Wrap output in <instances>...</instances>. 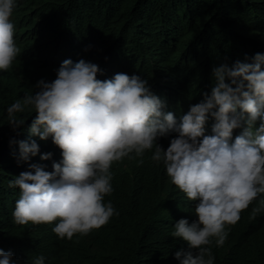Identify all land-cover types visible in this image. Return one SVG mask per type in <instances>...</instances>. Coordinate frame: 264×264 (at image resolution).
<instances>
[{"label":"trees","instance_id":"obj_1","mask_svg":"<svg viewBox=\"0 0 264 264\" xmlns=\"http://www.w3.org/2000/svg\"><path fill=\"white\" fill-rule=\"evenodd\" d=\"M16 5L10 19L21 53L10 70L0 71V249L11 251L16 264H34L39 256L44 264H180L175 253L191 249L171 233L180 219H197V202L170 182L163 162L151 159L154 150L113 164L114 191L105 203L111 201L119 215L89 235L61 240L52 231L55 223L15 224L20 190L9 182L21 172H34L33 164L52 171L62 154L51 137L30 135L34 110L18 113L27 120L13 131L6 109L38 91L39 80L53 81L64 60L83 59L99 67L100 80L117 73L147 80L165 102L163 110L179 121L185 101L200 102L210 94L214 66L251 62L256 53L264 54V0H16ZM208 121L205 135L215 122L211 116ZM242 130L235 129L233 139ZM176 135L158 143L166 150ZM33 139L39 153L20 160L19 144L10 141ZM49 152L51 159L40 158ZM262 202L264 194L228 226L223 246L213 239L214 264H264ZM254 208L261 209L255 216Z\"/></svg>","mask_w":264,"mask_h":264},{"label":"clouds","instance_id":"obj_2","mask_svg":"<svg viewBox=\"0 0 264 264\" xmlns=\"http://www.w3.org/2000/svg\"><path fill=\"white\" fill-rule=\"evenodd\" d=\"M16 6V0H0V71L10 70L21 53L10 19ZM262 66V53L251 62L214 66L210 94L204 93L178 121L171 111L163 110L165 102L140 76L117 73L100 80L96 64L64 60L53 81L39 80L34 86L38 91L25 93L6 109L13 131L27 120L17 114L34 110L30 135L40 140L51 137L62 154L52 171L33 164L34 172H21L9 182V187L20 190L12 213L15 224L55 223L52 231L61 240L89 235L119 215L111 201L105 203L114 191L113 164L154 150L151 159L163 162L170 182L197 202V219L174 224L171 236L191 249L177 251L175 258L180 264H214L213 239L216 246H223L228 226L238 223L241 213L264 194ZM209 116L215 122L212 134L205 135ZM258 119L261 123L255 127ZM241 128L233 139L234 130ZM172 133L177 135L165 150L158 140ZM10 143L19 144L23 161L40 151L34 139ZM51 157L49 152L40 158ZM260 210L254 208L253 216ZM44 261L39 256L34 264ZM0 264H16L13 253L0 249Z\"/></svg>","mask_w":264,"mask_h":264},{"label":"rangeland","instance_id":"obj_3","mask_svg":"<svg viewBox=\"0 0 264 264\" xmlns=\"http://www.w3.org/2000/svg\"><path fill=\"white\" fill-rule=\"evenodd\" d=\"M197 103H199V102H195L194 100H191V101H185V106H184V111H183V113H182V116L184 115V114H186L188 111H189V109H190V106L191 105H194V104H197ZM180 120V119H179ZM209 120V119H208ZM259 121V120H258ZM257 121V122H258ZM209 122V121H208ZM206 129L208 130V134L209 135H211L212 134V132H211V129H212V125L210 124V125H207V127H206Z\"/></svg>","mask_w":264,"mask_h":264}]
</instances>
